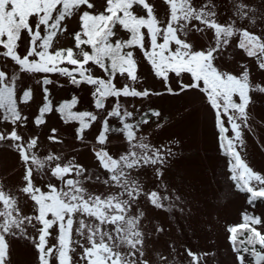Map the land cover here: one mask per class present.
Returning a JSON list of instances; mask_svg holds the SVG:
<instances>
[{"label":"snow or ice","instance_id":"snow-or-ice-1","mask_svg":"<svg viewBox=\"0 0 264 264\" xmlns=\"http://www.w3.org/2000/svg\"><path fill=\"white\" fill-rule=\"evenodd\" d=\"M165 2L170 11L167 19L161 20L149 0H0V48L3 49L0 56L14 62L20 73L59 74L69 78L73 85L93 86L95 108L105 113L98 135L102 147L94 154L98 169L104 170L107 176L102 183L118 190L107 195L89 192L85 182L94 178L99 181V175H86L87 169L75 163L74 158L65 163L60 162L61 156L54 154L39 158L32 151L37 147L36 138L23 142L24 137L16 131V127L27 122V117L18 109V77L13 74L10 78L6 69H0V110L3 120L16 126L8 134L0 132V142L10 141L9 146L18 151L24 168L22 192L34 202L33 214H23L16 199L0 186L3 204L0 264H8L10 245L6 237L17 236L31 240L40 264H53V260L56 264H148L141 259L145 236L140 230V220L144 214L129 215L133 205L143 194L156 209L183 214L188 201L182 192L173 196L166 182L165 173L176 153L170 147L166 150L151 148L143 136L138 137L141 125L148 123V112L135 123L128 122L133 112L121 103V98L176 95L167 82H175L185 75L187 82H178L179 92H199L215 110L219 144L224 154L231 158L228 162L231 181L238 191L249 194V204L264 200V176L254 172L237 151V146L243 144L242 124L247 127V109L252 102L249 71L243 68L242 74L237 76L216 65L217 56L234 36L239 35L238 48L247 57L257 58L258 67L264 70V31L257 34L247 27L250 24L264 28V0H259V5L252 0H229L233 15L225 22H218L217 4L213 0ZM138 11L144 14L138 15ZM73 17L78 20L80 31L69 33L67 24ZM117 26L128 34V39H113L118 34ZM206 29L212 31L213 42L197 50L187 41V36L192 31L203 33ZM58 33L71 35L74 47L54 49L53 41ZM83 46H90L91 51ZM136 49L142 51L154 75L161 79L165 86L163 92L137 90L129 83L118 86V76L138 82ZM92 66L104 75L95 76ZM36 82L44 86L54 83L46 75ZM42 90L47 102L39 108L37 126L44 123V114L53 111L49 89L43 87ZM258 90L264 93V87ZM32 95L31 88L21 90V102L27 104ZM237 96L239 102L234 99ZM109 98H115L114 104H106ZM76 103L75 98L62 103L57 111L66 119L79 121L78 138L83 140L85 129L90 127L86 118L96 121L98 117L87 111L73 112ZM222 113L227 115L232 137L226 135L228 128L221 118ZM151 115L159 117L160 113L151 111ZM109 118H116L118 126H111ZM51 132L49 140L55 141L56 129ZM110 133L122 135L128 145L127 151L116 158L103 147ZM140 169H151L158 187L169 194L162 196L155 190L144 193L141 182L132 175L134 171L144 175ZM37 177L48 181L55 179L61 187L58 189L55 184L47 183L48 191L45 192L36 186ZM262 224L264 220L260 216L245 213L242 223L229 228L238 264H246L242 253L254 257L255 264H264V251L257 250V245L264 250V232L257 227ZM28 226L35 230L38 240L27 235ZM53 229L57 231V242L50 245ZM74 231L79 239H73ZM77 248L81 250L79 253ZM73 253L78 255L75 261ZM188 255L195 257L196 254L189 251Z\"/></svg>","mask_w":264,"mask_h":264},{"label":"rangeland","instance_id":"rangeland-1","mask_svg":"<svg viewBox=\"0 0 264 264\" xmlns=\"http://www.w3.org/2000/svg\"><path fill=\"white\" fill-rule=\"evenodd\" d=\"M154 5V12L158 19L166 20L170 11L165 0H149ZM217 4L218 22H225L233 15L232 4L229 0H213ZM259 5V0H252ZM143 15L142 11L137 12ZM259 23V21H257ZM68 32L80 31L78 20L73 17L67 24ZM200 27H203L200 25ZM249 31L260 34L264 28H255L247 25ZM119 29V26H117ZM146 31V30H144ZM211 30L203 33L192 31L187 36V41L197 50L213 42ZM128 34L118 30L115 39H128ZM6 39V38H5ZM240 36H234L226 49L217 56L216 65L233 75H241L243 68H247L250 74L251 103L247 109V127L242 124L243 144L237 146V151L246 164L256 173L264 176V93L259 92V87H264V70L258 67L255 57H247L246 53L238 48ZM162 42V41H161ZM54 49L62 47H74V39L67 33H58L53 41ZM89 51L87 46H83ZM173 45V49H174ZM0 51H3L0 48ZM23 51V47L21 48ZM137 62L138 82L126 81L117 77L118 86L129 83L137 90L148 89L151 93L163 92L165 86L161 79L154 75V70L143 56L141 50H135ZM65 66V65H61ZM93 67L95 76L104 75L96 66ZM0 69H6L9 77L15 74L17 81V102L18 109L22 115L27 117L23 126H13L11 122L3 120V111L0 110V132L8 134L13 127L24 137L23 142L29 139H37V147L32 151L41 159L48 155H59L61 163L74 158V162L83 165L87 169L86 175L93 177L99 175L100 180L95 178L85 182V187L93 194H112L118 191L115 188H108L102 183L107 178L104 170L98 169V161L95 158V151L102 147L98 142V135L102 131L101 117L105 115L102 110L95 108V97L92 95L93 86L81 84L79 86L70 83L69 78L59 74H36L20 73L18 66L10 59L0 56ZM52 79V85L44 86L37 83V79L44 76ZM172 75V74H170ZM178 82H187V75L176 78V81H168L176 95H152L150 99L144 98H121V103L133 112V117L128 122L135 123L140 117L148 112V123L141 125L137 136H143L144 142L151 148L166 150L172 148L176 153L171 159L170 169L165 173L166 182L171 194H184L188 201L185 213L178 211L167 212L156 209L151 205L146 195H141L137 204L133 205L129 215H138L142 212L140 230L144 233V256L148 264H238L237 255L233 250L230 240L229 228L243 222L245 213L260 216L264 220V200L248 203L247 193L237 190L235 183L231 181L229 171V156L224 154L219 144V130L215 121V110L211 108L204 95L199 92H179ZM43 87L49 89L53 105V111L44 114V123L37 126L36 118L39 116V108L45 101ZM31 88L32 99L27 103L20 100L21 90ZM76 99L73 112H90L97 115L96 121L86 118L90 127L85 129L84 139L80 140L79 121L66 119L62 113L57 111L60 104L71 102ZM115 98H109L106 104H114ZM237 102L239 98L234 97ZM151 111H159L160 116H152ZM222 112V110H221ZM222 120L228 128L227 136L232 137L233 133L228 122L227 115L222 113ZM111 126H118L116 118H109ZM240 123V121H237ZM56 129L55 141L49 140L52 135L51 129ZM10 141L0 142V186L3 191L14 197L17 206L23 214H33L34 202L22 192L25 182L23 181L24 168L22 161L15 147H10ZM103 147L114 158L127 151L126 138L120 134L110 133L109 141ZM34 167V166H33ZM47 171V169H45ZM144 175H137L133 172V178L138 179L143 187L144 193L158 191L162 196L169 194L158 187V182L152 176L151 169H140ZM47 183H52L59 189V181L37 177L35 184L47 192ZM256 182H253L255 186ZM178 189V190H177ZM168 201H165L167 204ZM3 204L0 202V210ZM74 225V229H75ZM258 229L264 232V224L258 225ZM163 231H158V229ZM52 237L49 244H55L57 235L56 229L52 230ZM27 235L35 237L38 235L35 230L28 226ZM246 235V234H245ZM244 237H240L243 239ZM9 242L8 264H40L38 252L31 240L26 238L6 237ZM73 239H79L73 232ZM257 250L260 249L257 245ZM81 250L77 248V253ZM196 254L189 256L188 252ZM246 264H255V258L247 253ZM55 255V254H54ZM74 261L78 255L73 253ZM53 264H56L53 260Z\"/></svg>","mask_w":264,"mask_h":264},{"label":"trees","instance_id":"trees-1","mask_svg":"<svg viewBox=\"0 0 264 264\" xmlns=\"http://www.w3.org/2000/svg\"><path fill=\"white\" fill-rule=\"evenodd\" d=\"M87 47L89 48V51H91L90 46H87ZM66 48H70V47H62V48H58L57 50H59V49H66Z\"/></svg>","mask_w":264,"mask_h":264}]
</instances>
